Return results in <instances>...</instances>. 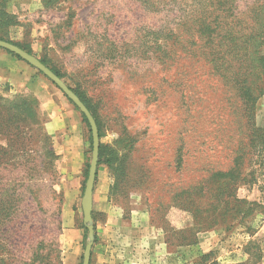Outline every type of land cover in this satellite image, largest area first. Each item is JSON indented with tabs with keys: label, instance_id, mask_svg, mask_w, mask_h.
Instances as JSON below:
<instances>
[{
	"label": "rangeland",
	"instance_id": "obj_1",
	"mask_svg": "<svg viewBox=\"0 0 264 264\" xmlns=\"http://www.w3.org/2000/svg\"><path fill=\"white\" fill-rule=\"evenodd\" d=\"M163 2L153 15L139 0H7L2 10L12 19L0 21V35L84 95L104 155L114 157L112 173L99 166V189L108 183V192L92 202L89 264H203L209 252L205 264H244L248 242L264 264V212L233 203L235 193L243 203L264 202V152L241 159L232 191L212 176L231 167L249 128L264 129V92L254 94L249 113L237 66L250 59L248 39L264 28V0ZM217 9L224 19L208 37L200 29L213 10L209 21H219ZM151 33L173 35L142 43ZM262 44L264 52V37ZM28 68L18 88L0 84V97H35L42 123L26 142L38 165L45 134L56 159L39 177L35 163L14 162L19 144L8 149L0 195L11 209L0 213V264H82L90 128L59 89Z\"/></svg>",
	"mask_w": 264,
	"mask_h": 264
},
{
	"label": "trees",
	"instance_id": "obj_2",
	"mask_svg": "<svg viewBox=\"0 0 264 264\" xmlns=\"http://www.w3.org/2000/svg\"><path fill=\"white\" fill-rule=\"evenodd\" d=\"M139 2H140L139 6L143 7V9L146 10L147 14H153V15H158L161 12V10L164 8V6L166 5L163 2V0H139ZM6 3H7V0H0V21L1 22L4 21L3 23L8 24L9 23L8 21H11L12 18L10 17V15H8L2 10L6 6ZM209 6L215 7L214 2L210 1ZM214 10L208 13V16H206V19H207L206 28L200 29L201 32L203 34L208 35V37H211L213 34L218 32V27L222 24V20L224 19V16H223V14L225 13L224 10L220 11L219 9H217L220 12V14L216 16L219 19V21L215 23H211L209 21V17L214 12ZM261 20H262L263 27H264V16L263 18H261ZM258 26L259 28H262L261 25L258 24ZM263 32H264V28L261 31H258L256 34L251 35V38L248 39V41L251 42L249 44L253 45L251 47L253 51L248 52L250 53L249 55L250 59L246 60L245 62L241 64H237L238 68L241 69L239 72L243 71V74L245 77L244 84L247 86V88L246 89L241 88L244 91L243 96L241 95V100L243 101L249 113L251 112L252 107L255 102L254 94L258 91L264 92V52H262V46H263L262 41L264 37ZM171 35L167 33V34L161 35V37H158L157 33H151L150 37L142 43H157L159 38L162 40L163 43H166L168 40L172 39ZM174 38L176 40L178 39V37L175 35H174ZM0 40L10 43L12 45H15L21 50H23L24 52L28 53L29 55H32L29 50H26L24 47L18 44H15L10 40H7L2 35H0ZM192 44L197 45V43H192ZM0 50L6 52L8 55L16 58L17 60L22 61L18 56L6 50H3V49H0ZM39 61L45 67L50 69V71L54 73L59 79L61 80L63 79L61 73H59L54 68L49 67L43 60H39ZM24 63L27 64L26 62ZM37 73L42 75L38 71ZM44 78L47 79L46 77ZM256 82H260L259 83L260 88L256 84ZM51 84L55 86L53 83ZM68 88L80 99V101L84 104V106L89 111L90 115L92 116L96 124V128L98 131V138H100L101 135H100V130H99L98 123H97V116L95 115V112L92 111L89 103H87V101L83 97L84 95L79 94V92L75 89H72L70 87ZM67 101L72 106H74L71 103V101H69L68 99ZM75 109L78 110L76 107ZM81 120L83 121V123H85V125L89 129L88 122L82 114H81ZM39 121L42 123V120L37 113V101L35 97L33 96L24 97L20 95H15L12 98L0 97V140H7L8 142L5 147L0 146V167L2 166L0 169V172H3L8 165L11 166L8 160V157H9L8 149H10L13 152V147L17 146L18 144L20 145L21 148H18V149L14 148L15 152L17 153V155L13 157L14 162H17L20 166L22 165L23 167H26L27 164L31 166L33 163H35V165H33L34 169H37L38 166L39 168H42L41 173L37 175L39 177L43 176L44 172H46V169H48L49 167L53 168V164L56 159V156L51 149L49 137L41 133L42 141L41 139H39V143L41 145V152H43L44 156L42 159H40V162L38 163V165H37V162H35L36 161L35 156H33V154L36 153V150L30 149L31 147L26 142V139L30 137L29 134L35 128L39 127L38 125ZM5 135L7 136V138L4 137ZM248 135L249 136L247 137V141L244 144L240 145L238 149L236 150V154H235V157L233 158L231 167L226 171L216 172L212 174L213 177L214 176L217 177V182L222 183L223 185H225V187H228L229 184H232L231 191H232V187L234 186V184L238 182V181H234V178H237L239 174L238 171H241V166H240L241 159L247 158V160L250 162V158H253L252 156H254V153H256L258 150H261L262 152H264V129H259L253 126L252 128L248 129ZM43 141L45 142V146H44ZM105 151H106V148L103 147L101 144H99L97 169L100 165H104L109 170V173H112L114 157L105 156L104 155ZM180 162L182 163V158L178 160V164ZM96 176H97V170H96L95 179H96ZM247 176L250 177L252 176V174H248ZM3 184L4 183H3L2 177L0 176V186ZM235 196H236V193L233 198V203L235 204L236 207L240 206V203H241V204L246 205L247 210L249 207H257L259 209H262V212H264V202L259 203V205L256 202L243 203L242 201L237 200ZM58 203L61 204V200H59ZM10 209L11 208L6 207V202L4 201L3 196L0 195V213L4 210L5 215L7 216L10 212ZM92 218H93V212H92ZM81 228L85 231V233L87 232V229L84 225H81ZM246 232L250 237L253 236L254 234L252 233L250 228H246ZM243 253L247 256V261L244 264H258L260 262L261 256H260L258 247L254 245V243L248 242L244 246ZM211 256H212V252L202 255L200 257L201 263L205 264L211 258ZM210 264H218V263L216 261H212Z\"/></svg>",
	"mask_w": 264,
	"mask_h": 264
},
{
	"label": "water",
	"instance_id": "obj_3",
	"mask_svg": "<svg viewBox=\"0 0 264 264\" xmlns=\"http://www.w3.org/2000/svg\"><path fill=\"white\" fill-rule=\"evenodd\" d=\"M0 49L6 50L16 56H18L22 61L26 62L30 67L34 68L36 71L40 72L44 77H46L51 83H53L62 94L78 109V111L86 118L92 140V151L91 160L88 168L87 179L85 182V187L83 191V196L81 199V211H82V221L87 229L89 242L86 244L83 253L82 264H89L91 247H92V237H93V227L91 225V213H92V192L95 181V175L97 170L98 161V150H99V138L98 131L94 119L90 115L87 108L80 101V99L66 86V84L59 79L54 73L45 67L41 62L24 52L20 48L5 41L0 40Z\"/></svg>",
	"mask_w": 264,
	"mask_h": 264
},
{
	"label": "crops",
	"instance_id": "obj_4",
	"mask_svg": "<svg viewBox=\"0 0 264 264\" xmlns=\"http://www.w3.org/2000/svg\"><path fill=\"white\" fill-rule=\"evenodd\" d=\"M30 70L31 69L28 68V66L24 62L12 58L10 55L0 50V84H8L18 88V86H21L22 80H24L23 78L31 74ZM99 169L100 167H98L96 183L92 192L93 205L95 203V200L102 201L108 192V183H106V185L101 186V189H99Z\"/></svg>",
	"mask_w": 264,
	"mask_h": 264
}]
</instances>
